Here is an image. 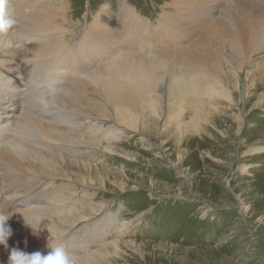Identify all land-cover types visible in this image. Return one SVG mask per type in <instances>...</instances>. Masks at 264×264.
Instances as JSON below:
<instances>
[{"label":"rangeland","instance_id":"374dc122","mask_svg":"<svg viewBox=\"0 0 264 264\" xmlns=\"http://www.w3.org/2000/svg\"><path fill=\"white\" fill-rule=\"evenodd\" d=\"M59 1L44 0L43 5L63 8L70 14L69 20L79 25L77 32L101 15L113 29H122L131 20L135 34L156 44L179 40V48L192 49L213 42L211 46L220 56L221 71L227 78L226 92L235 104H223L214 117L200 120L195 129L190 124L196 112L184 111L182 127L178 133L170 132L168 146L158 136L169 119L168 113L177 108L165 96L158 99L159 122L147 133L119 131L121 128L110 119L87 114L91 125L101 123L106 132H121L122 143L107 145L110 152L106 151L104 157L97 151L91 162L53 151L60 157L58 177L47 175V190L54 189L47 196L67 194L60 209L77 208L85 220L72 224L59 239H37L34 233L23 236L31 241L22 251L47 255L51 247H63L75 254L80 264H264V151H252L255 146L264 147V85L260 86L264 78V0ZM10 10H6L4 19L15 24ZM223 28L239 29L246 50L251 34H256L258 51L247 50L248 66L228 42L216 43ZM247 33L250 37L246 41ZM175 34L179 38H174ZM81 35L77 34L78 40ZM245 99L249 102L244 104ZM9 113L19 117L13 111ZM174 133L181 139L177 145H173ZM41 149L46 151L45 147ZM97 158H104L105 165L98 167ZM64 159L103 171H92L87 176L91 185L84 188L80 179L86 175L64 166ZM38 171L40 176L45 174ZM7 189L8 181L0 178V215H8L11 226L16 212L24 207L9 206V200H16L10 198L13 193H6ZM85 189L90 195L86 205L80 202ZM18 194L21 198L17 201L26 193ZM70 198L76 204L67 205ZM84 206L85 210L79 209ZM45 225L56 226L50 220ZM9 256L0 245V264H9Z\"/></svg>","mask_w":264,"mask_h":264},{"label":"bare ground","instance_id":"6f19581e","mask_svg":"<svg viewBox=\"0 0 264 264\" xmlns=\"http://www.w3.org/2000/svg\"><path fill=\"white\" fill-rule=\"evenodd\" d=\"M43 4L44 0H0V172L7 174L0 173V178L8 181L11 190L7 189L6 193H13L10 198L16 200L7 198L9 206L24 207L16 212L14 221L11 220L13 235L7 248L2 245L8 254L14 248L24 250V245L31 240L23 236L34 233L37 239L42 236L59 239L72 224L85 220L77 208L60 209L67 194L59 193L57 198L47 196L54 190H47L50 180L47 175L58 177L60 157L53 151L91 162L97 151L104 157L106 151L110 152L109 145H121V132H106L101 123V126L91 125L87 114L110 119L121 128L119 131L147 133L159 122L158 99L165 96L167 101H174L175 111H178L168 113L169 119L158 136L168 146L170 132L178 133L182 127L186 118L184 111L196 112L193 124L189 123L195 129L200 120L214 117L213 113L221 110L223 104H235L226 92L227 78L221 71V58L211 46L213 42L192 49L179 48V40L150 43L134 33L131 20H127L122 29H113L103 22L101 15L77 32L79 25L69 20L68 12ZM42 5L46 10L36 7ZM7 9H11L16 18L15 24L5 21ZM136 26L144 28L143 24ZM78 33H82L80 40ZM239 33V29L223 28L216 43L228 42L234 53L245 60L242 63L246 67L248 51H258L256 34H251L247 51ZM249 34L244 37L246 41ZM174 38L179 37L175 34ZM244 101L248 103L249 99ZM9 111L18 113L19 117ZM174 137L173 145H177L176 141L181 139L176 133ZM252 151L258 153L264 151V147L255 146ZM97 159L98 167L105 165L104 158ZM63 163L82 171L86 176L80 183L89 188L91 183L87 176L95 168L74 160L64 159ZM38 169L46 175H38ZM24 175L30 176L23 178ZM36 188L39 190L34 191ZM21 191L28 192V196L25 194L17 201ZM89 197L88 189L83 190L80 202L86 205ZM73 200L70 198L66 204H76ZM44 203L49 206H41ZM47 220L56 226H46Z\"/></svg>","mask_w":264,"mask_h":264},{"label":"clouds","instance_id":"9594fccd","mask_svg":"<svg viewBox=\"0 0 264 264\" xmlns=\"http://www.w3.org/2000/svg\"><path fill=\"white\" fill-rule=\"evenodd\" d=\"M9 219L8 215H0V245L6 248L9 238L13 235L12 229L8 224ZM26 224L29 225L27 221ZM51 248L52 250L47 255H43L40 252L29 254L14 248L9 256V264H80L77 256L66 251L65 248Z\"/></svg>","mask_w":264,"mask_h":264}]
</instances>
